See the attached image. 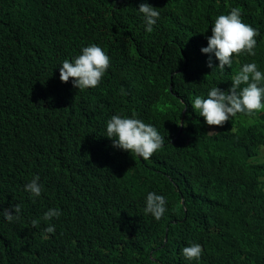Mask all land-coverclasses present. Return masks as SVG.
<instances>
[{"label":"trees","instance_id":"1","mask_svg":"<svg viewBox=\"0 0 264 264\" xmlns=\"http://www.w3.org/2000/svg\"><path fill=\"white\" fill-rule=\"evenodd\" d=\"M144 2L160 12L151 33ZM233 7L260 33L256 55L213 71L201 48ZM91 43L111 58L99 86L61 82L63 60ZM244 63L264 72V0H0V209L21 206L19 220L0 216V264H264V112L218 127L191 107L213 86L227 91ZM78 104L135 114L164 146L143 162L91 150L75 140ZM34 175L39 197L24 191ZM149 192L167 200L159 221L144 213ZM52 208L62 215L43 220ZM191 242L199 261L182 256Z\"/></svg>","mask_w":264,"mask_h":264},{"label":"clouds","instance_id":"2","mask_svg":"<svg viewBox=\"0 0 264 264\" xmlns=\"http://www.w3.org/2000/svg\"><path fill=\"white\" fill-rule=\"evenodd\" d=\"M138 12L142 14L145 31L151 33L160 18V12L147 2L139 5ZM259 35L255 28L243 22L239 7L231 8L226 15L217 16L211 26V36L207 37V47L201 48L202 53L209 54L207 66L213 71L218 68L223 72L225 66L232 67L234 55L255 56L256 37ZM213 54L219 61L218 67L213 65ZM110 65L111 58L104 49L96 43H91L82 47L81 53L71 60L67 58L63 60L59 68V79L63 83L71 79L73 87L81 91L95 88L99 86ZM185 68L186 66L183 69ZM121 78L125 81L126 76ZM191 107L204 118L208 126L223 127L237 114L248 118L255 117L257 113L264 112V72L258 70L256 63H244L232 76L231 87L227 91L213 86L206 97L196 96ZM185 111L183 119H185ZM77 112L80 116L78 125L80 134L76 132L75 140L80 135L86 136L84 141L89 144L91 150L100 152L110 150L112 154L118 156H121L117 154L118 151L123 150L135 155L132 161L138 159L143 162L149 160L164 146L165 138L160 135L157 128L136 118L135 114L131 117L120 113L107 115L106 109L85 111L79 104ZM111 165L120 171L128 172L129 169L128 163L125 164V161L120 159L112 160ZM39 180L40 177L34 175L24 185V191L30 193L32 197H39L43 191ZM166 205L165 196L149 192L146 196L144 213L151 214L159 221L167 211ZM20 213L19 204L14 205V214L12 210L0 209V216L8 222L19 220ZM61 215L60 209L52 208L44 213L42 219L50 221L52 218L58 219ZM31 223L33 227H37L39 220L34 219ZM127 224L132 227L130 222ZM54 231L55 226L52 224L44 229L45 233H54ZM202 253V245L195 242L189 243L182 249V256L188 261H199Z\"/></svg>","mask_w":264,"mask_h":264},{"label":"water","instance_id":"3","mask_svg":"<svg viewBox=\"0 0 264 264\" xmlns=\"http://www.w3.org/2000/svg\"><path fill=\"white\" fill-rule=\"evenodd\" d=\"M183 123H184V119H183V121H182V127H183ZM182 127H181V130H182Z\"/></svg>","mask_w":264,"mask_h":264}]
</instances>
